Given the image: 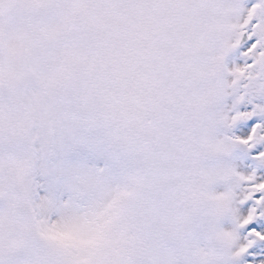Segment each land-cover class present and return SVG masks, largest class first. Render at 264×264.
Here are the masks:
<instances>
[{"label":"snow or ice","instance_id":"6c2138e0","mask_svg":"<svg viewBox=\"0 0 264 264\" xmlns=\"http://www.w3.org/2000/svg\"><path fill=\"white\" fill-rule=\"evenodd\" d=\"M0 264H264V0H0Z\"/></svg>","mask_w":264,"mask_h":264}]
</instances>
